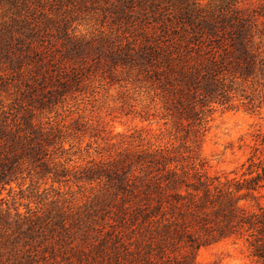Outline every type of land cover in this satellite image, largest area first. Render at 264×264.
<instances>
[{"label":"trees","instance_id":"16d2710c","mask_svg":"<svg viewBox=\"0 0 264 264\" xmlns=\"http://www.w3.org/2000/svg\"><path fill=\"white\" fill-rule=\"evenodd\" d=\"M240 1L211 10L193 0H0V97L13 98L0 108V264H198L201 248L227 240L264 264V159L222 179L200 154L216 107L264 103V12ZM83 13L99 14L107 32L78 37ZM89 62L134 74L191 146L74 163L65 144L77 121L38 117L80 92ZM87 186L98 191L82 205L66 199ZM17 190L55 198L44 215L12 214L3 193Z\"/></svg>","mask_w":264,"mask_h":264},{"label":"rangeland","instance_id":"374dc122","mask_svg":"<svg viewBox=\"0 0 264 264\" xmlns=\"http://www.w3.org/2000/svg\"><path fill=\"white\" fill-rule=\"evenodd\" d=\"M206 9H217L227 5L230 0H193ZM241 8L264 12V0H243ZM97 13H83L73 28L78 37L89 39L107 32V26L101 23ZM5 18L0 8V21ZM259 29L264 30V18L259 21ZM264 44V35L262 38ZM264 48V47H263ZM84 70L85 79L80 92L68 96L54 107V111H45L40 122H59L74 126L81 131L70 137L65 144L67 149L73 146L69 156L74 163L85 165L88 161L107 160L125 151H137L148 148H167L184 152V147L191 146L182 140V133H177L172 120L164 117L165 112L159 98L134 74L117 71L109 76L108 68L103 64L89 62ZM250 92V91H248ZM13 98L0 97V108H12ZM259 101L255 104L258 106ZM236 109L216 107L208 118L207 131L202 138L200 154L207 163V170L212 176L222 179L241 178L249 166L248 159L254 156V163L264 159V103L260 109L247 110L236 102ZM76 126V125H75ZM57 188V186H55ZM44 187H41L40 193ZM74 197L66 196L77 205L86 202L91 194L98 191L86 187L79 192L74 187ZM260 203L264 205V188L261 189ZM21 199L18 190L12 195L3 193L10 208L30 214L44 215L50 210L49 202L54 199V192H46L41 198L35 192L25 191ZM47 197L49 199H47ZM198 264H255L242 242L231 240L201 248L196 254Z\"/></svg>","mask_w":264,"mask_h":264}]
</instances>
